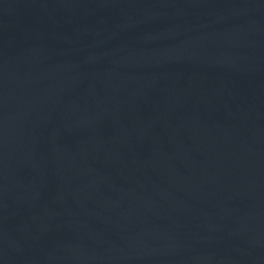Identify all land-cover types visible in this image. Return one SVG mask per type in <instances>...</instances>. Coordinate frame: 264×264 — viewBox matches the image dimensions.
Masks as SVG:
<instances>
[{
  "label": "water",
  "instance_id": "obj_1",
  "mask_svg": "<svg viewBox=\"0 0 264 264\" xmlns=\"http://www.w3.org/2000/svg\"><path fill=\"white\" fill-rule=\"evenodd\" d=\"M0 264H264V0H0Z\"/></svg>",
  "mask_w": 264,
  "mask_h": 264
}]
</instances>
